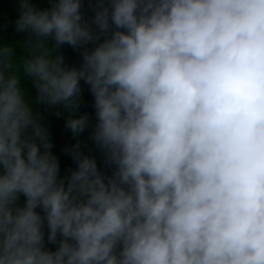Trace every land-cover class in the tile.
Here are the masks:
<instances>
[{"label": "clouds", "instance_id": "9594fccd", "mask_svg": "<svg viewBox=\"0 0 264 264\" xmlns=\"http://www.w3.org/2000/svg\"><path fill=\"white\" fill-rule=\"evenodd\" d=\"M18 7L25 38L0 43V264H264V0ZM37 104L90 128L107 170L77 140L62 175Z\"/></svg>", "mask_w": 264, "mask_h": 264}, {"label": "trees", "instance_id": "16d2710c", "mask_svg": "<svg viewBox=\"0 0 264 264\" xmlns=\"http://www.w3.org/2000/svg\"><path fill=\"white\" fill-rule=\"evenodd\" d=\"M38 7H47L49 0H33ZM90 3H95V0H82L83 11L87 17L92 15V11L89 8ZM19 0H0V43H16L22 41L25 38L24 32L15 31V20L19 15ZM18 53L21 52L19 47L16 48ZM58 52L64 56L65 63L69 66H79L81 63V51L78 48H73L70 45L64 44ZM22 87L28 90V92L35 97V89L31 82L28 80L22 81ZM81 104L76 114L88 113L90 117V123H94V108H93V97L89 92L87 84L81 81ZM57 107H48L44 104L34 105V111L41 114L42 122L47 125L50 139L53 147L51 151L57 156L60 173L63 175L67 170L75 167L72 155L70 152L65 151L66 148H70L76 143L77 140L81 142V151L95 156L98 167L102 170H107L103 163V154L94 147L93 143L88 139L90 128L85 129L78 137H74L69 129L65 127L66 113L56 115L58 111ZM23 196L19 198V202L23 203ZM50 248L55 247L53 244L47 245Z\"/></svg>", "mask_w": 264, "mask_h": 264}]
</instances>
